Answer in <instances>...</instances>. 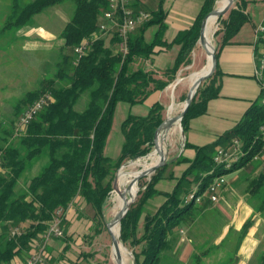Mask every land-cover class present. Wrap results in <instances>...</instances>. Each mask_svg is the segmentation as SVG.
<instances>
[{
  "label": "trees",
  "instance_id": "16d2710c",
  "mask_svg": "<svg viewBox=\"0 0 264 264\" xmlns=\"http://www.w3.org/2000/svg\"><path fill=\"white\" fill-rule=\"evenodd\" d=\"M71 1L75 8L60 35L63 44L57 71L16 102L13 118L0 124V264L26 262L44 242L60 209L64 235L58 239L67 247L72 238L67 233L69 209L75 211L76 218L91 222L90 233L83 240L90 238L92 242L108 231L105 208L114 190L117 172L127 161L145 157L154 150V136L166 118V106L159 99H152L175 82L183 67L192 64L201 23L216 7L217 0H204L193 25L179 31L171 41L164 38L168 26L163 1L150 11L144 8L142 0H133L131 8L135 12L144 10L149 18L130 34L126 54L119 48L121 38L117 31L101 30L110 0ZM64 2L67 0H11L3 30L20 29L37 14ZM247 3L236 0L230 11L219 19L218 60L221 50L233 43L242 27L251 21ZM152 26H157V31L147 40L146 32ZM93 36L98 38L93 40ZM87 39L90 45L80 57L75 49ZM255 44L259 60L264 52V38ZM176 45L179 51L171 65L154 66V56ZM222 75L218 64L214 75L199 87L182 121L185 134L191 120L206 114L210 101L220 96ZM260 83L263 87L264 79ZM46 93H51L52 100L29 125L21 127L20 116ZM263 96L262 88L238 123L215 141L195 145L186 140L179 156L157 170L150 181L140 180V191L122 220L120 231L121 241L133 251L135 264H163L169 251L179 245L177 233L182 228H178L189 227L203 210L200 203H186V198L191 193H204L216 177L249 167L255 161L254 157L264 147ZM83 98H86L85 105L79 108ZM147 101L150 102L147 114L130 113L122 122L124 140L118 157L106 155L118 104L125 102L133 106ZM235 140L240 142L246 155L225 171L215 163L214 156L218 148L230 147ZM181 165L185 167L176 176L174 167ZM161 179L175 180L173 189L159 190L157 184ZM246 189L252 195H261L259 208L263 211L264 171L249 179ZM157 195L164 197L163 202L153 212L146 211L150 200ZM251 225V219L243 224L239 231L240 243ZM14 228H19L16 235L12 234ZM48 244L44 264H81L98 252H83L79 263L68 259L64 253L67 247L55 256ZM207 252L205 249L195 254V264H202ZM101 254L106 256L101 264H106L109 254ZM259 264H264V254Z\"/></svg>",
  "mask_w": 264,
  "mask_h": 264
},
{
  "label": "rangeland",
  "instance_id": "374dc122",
  "mask_svg": "<svg viewBox=\"0 0 264 264\" xmlns=\"http://www.w3.org/2000/svg\"><path fill=\"white\" fill-rule=\"evenodd\" d=\"M26 2H30L32 0H24ZM248 7L247 10L251 14L250 22L245 24L246 30H251L253 28V24L257 22V25L262 21L261 17L264 14V0H247ZM11 0H0V124L10 120L14 116V108L16 102H18L28 91H31L39 86V83L42 79L47 77H52L57 71V63L60 61V46L63 44V40L61 39V32L64 30L67 22L71 19L75 5L71 0H67L62 4L56 5L54 7L48 8L45 11L37 14L32 21L17 30H3V26L7 19V16L10 13ZM261 20V21H260ZM260 25V24H259ZM219 29V22L217 27L215 28L212 36L213 45L217 47L219 36H216V33ZM199 45L195 49L196 55L195 58L199 67L203 65L204 57L200 58V49H203V53H206V50ZM193 52V54H194ZM207 56V53H206ZM196 65V69L189 65L183 67L178 73L177 79H184L185 81L178 84L176 88V101L179 104H185V100H183V96H187L188 89L190 85L188 84V77L191 73L198 70L199 67ZM198 68V69H197ZM179 77V78H178ZM175 83V82H174ZM172 83V84H174ZM165 91L164 103L166 106L165 117H167L168 107L172 103V93L170 86ZM86 98L81 100L79 104V108H82L85 105ZM145 108L144 105H130L125 102H120L117 106L114 122L112 126V130L110 136L107 141L105 153L106 155L116 158L120 154L124 136L122 133V122L128 116V114H142L141 111ZM147 108V107H146ZM182 109L179 111L178 115L181 113ZM181 131V130H180ZM1 135V131H0ZM183 151V139L181 136V132L177 134L175 138V143L173 147L168 148L167 153V161L168 163L179 155ZM143 159V158H142ZM130 161H127L128 163ZM125 163V164H126ZM124 164V165H125ZM250 176L249 171L246 169L241 170L240 173H236L232 176H224V180L226 182V191H229L228 185L231 178H236L234 185L232 186V194H231V204L234 205L238 203L240 200L244 199V196H247L246 188L248 185L247 178ZM151 177L141 179L142 182L150 181ZM174 185L169 179H161L157 188L161 187L162 189H170L169 187ZM140 191V181L138 187L134 188L131 186L129 188V197L133 196L134 193L138 195ZM115 191L113 190L111 196L107 202L105 208V218L106 221H111L114 216L112 214V197ZM135 195V196H136ZM236 195V198H235ZM252 199L254 201H249L253 206V214L247 217L244 223L251 219L252 225L250 227V231L252 232V236L258 235L260 240L258 241V247L254 251L252 261L258 264L260 262L261 255L264 254V210L262 211L260 206V198L261 195L256 196L252 195ZM163 196H154L147 207V210L150 212L155 209L163 202ZM221 208L219 204L215 205L214 208L211 209V214L208 213H200V227L199 231V239H203L205 241L201 248H198L197 244L190 241L192 232H189L188 226H180L179 229H183L177 233L180 242L179 245L170 250L165 258V262L163 264H195L194 255L197 253H201L204 249H207L209 255L203 257L202 264H223L230 260V257H234L232 254H237L240 250L241 245L244 243V238L240 243L239 239V231L235 226H231L228 234L224 237L221 245L224 244L225 248H229L232 251H227L225 256H221L219 252V256L214 257V252L212 251L214 248L215 240L220 235L217 232L216 228L221 226L223 222V217H226L225 214H214L219 213ZM262 212V215H257L258 212ZM208 215H212V217H208ZM225 220H228L225 218ZM243 223V224H244ZM203 225H210V229L205 230ZM243 226V225H242ZM242 229V227L240 228ZM121 231V229H120ZM208 231V232H207ZM248 234V233H247ZM53 239V238H52ZM51 239V240H52ZM54 239H58V237H54ZM50 240V241H51ZM90 241V238H88ZM87 240V241H88ZM208 240V242H206ZM49 241V242H50ZM94 246L91 248H95L96 250L101 251L102 253L107 252L108 262L106 264H117L112 258V240L108 231H104L95 237ZM202 241V242H203ZM240 243V244H239ZM238 246H240L238 248ZM223 248V246H221ZM212 248V249H211ZM128 249V248H127ZM131 253L130 264H135V257L133 251L128 249ZM106 256L101 254L102 262H105ZM227 260V261H226ZM225 261V262H224ZM251 263V262H250Z\"/></svg>",
  "mask_w": 264,
  "mask_h": 264
},
{
  "label": "crops",
  "instance_id": "0c3cea01",
  "mask_svg": "<svg viewBox=\"0 0 264 264\" xmlns=\"http://www.w3.org/2000/svg\"><path fill=\"white\" fill-rule=\"evenodd\" d=\"M162 1L164 10H166L167 13L165 21L168 26L165 31L164 38L168 41L173 40L179 31L187 29L193 25L204 3V0H142V3L145 9L152 11L157 9ZM261 20L259 24H264V14L261 17ZM258 25L257 22H255L252 25L253 28H251L250 31L246 30V32L244 31L246 27L244 25L240 32L234 37L233 43L226 45L221 50V54L218 60L219 67L223 72V75L221 77V94L218 98L210 101L208 112L206 114L191 120L190 128L186 133V140H188L190 143L195 145H205L215 141L221 134L232 129L238 123V121L242 118L252 102L256 100V98H258V96L260 95L262 87L255 76V71L257 68L255 43L256 28ZM157 28V26H152L147 30L145 35L147 40L153 38L154 34L157 31ZM199 47L201 48V46ZM178 51V45L171 47L169 50L162 51L160 54L154 56V66L158 68H164L168 65H171ZM203 52L204 51L201 48L199 53L200 58H205L201 67H203L207 62L206 53L204 54ZM193 55L195 56L196 53L194 52ZM194 59L195 58L193 57L191 66L195 68L196 65L198 66V64ZM166 89L154 96L152 101L159 99L162 103H164ZM138 105H144L145 108L141 111V113L143 115L147 114L150 102L147 101L145 104ZM184 167L185 165L174 167L176 176H179L181 174ZM243 169L249 171L250 176L247 178V182L249 184V179L264 171V162L255 160L250 164L249 167L247 166L245 168L235 169L226 173L225 175L232 176L236 173H240ZM171 181L174 182L175 185L176 181ZM236 181L239 180H236V178L230 179L228 185L229 191H226L227 186L225 182L224 188L220 195V199L217 203L210 202L208 199L207 202L200 203L202 206H204L202 207L203 210L201 214H206L208 212L209 214H211V209L214 208L215 205L219 204L221 211H219V213L212 212L213 215H219L222 213L226 216L223 217L221 226L216 228L217 232H219L220 235L215 240L214 248H211L212 251H217L214 252V257L219 256V252L221 256H225V253H227V251H232L229 248H225L224 244L221 245L224 237L228 234L229 229L232 225L240 230L247 217L252 215L254 212L253 206L249 202L254 201L252 199L253 196L247 191V189V196L245 195L244 199L240 200L234 205L231 204L232 200L230 199L232 194L231 191L233 189L232 186ZM173 187L171 185L169 187L170 189L168 190L162 189L161 187H158V189L163 191H171ZM199 214L197 218L191 223L189 232H192V235H190V241L193 242V244L196 243L198 248H201L204 246L202 244L205 241H203V239H199V231L200 227H202V225H199V221L201 218ZM257 215H262V212L259 211ZM67 217L69 220L67 233L70 236L72 235L71 240H69L70 246L67 247V244L63 241L53 238L48 245H50V248L53 250L54 255L58 256L61 250L67 247L64 253L68 257V259L80 263L82 261V258H80L79 256L83 252L98 251L95 257H92L87 261L83 260L81 264H101V262L103 261L101 259V251L99 252V250H96L95 248L91 250V248L94 246V241L90 242L88 239V241L83 240L84 236L90 233L91 222L87 219L76 218L75 211L73 209L68 210ZM208 217H212V215H208ZM225 218H227L228 220H225ZM209 226L210 225H203L204 229L206 228L205 230L210 229V231H212ZM250 230L248 231V234L244 239V243L241 245L238 253L235 255L232 251L231 255H233L234 257H230V260H232L231 264H256L252 261V259L254 251L258 247V241L260 240V237L258 235L252 236V232ZM180 231L183 232V229H181ZM262 236H264V234ZM206 242H208V240H206ZM221 246H223V248ZM262 249L264 252V247ZM207 255H209V253ZM236 256H238V260H236ZM16 261L18 264L19 260Z\"/></svg>",
  "mask_w": 264,
  "mask_h": 264
},
{
  "label": "built area",
  "instance_id": "2783aa9c",
  "mask_svg": "<svg viewBox=\"0 0 264 264\" xmlns=\"http://www.w3.org/2000/svg\"><path fill=\"white\" fill-rule=\"evenodd\" d=\"M133 0H110V8L104 13L103 22L101 23V30L106 33H111L117 31L121 41L119 43V48L121 52L126 54L128 52V40L130 34L143 22L147 21L149 14L144 10L135 12L131 8V3ZM98 37L93 36L92 39L95 40ZM264 38V24H260L256 28V41ZM90 45V40L84 41L78 47H76L75 52L81 57L86 53ZM255 76L258 81L262 82L264 79V52L257 59V68L255 71ZM261 84V83H260ZM264 89V85L262 87ZM52 100L51 93H46L36 100L19 118V124L21 127H26L30 122L37 116V114L42 110L44 105ZM263 100V98H262ZM264 133V125L261 127ZM246 153L241 148L240 142L235 140L233 145L230 147H220L216 151L214 156V161L217 165L230 162L234 157H243ZM254 160H260L264 162V147L260 154L254 157ZM1 163V159H0ZM225 180L224 176L221 178H216L212 185H210L209 190L204 194L203 198L198 201L202 203L205 199L210 202L217 203L220 199L221 192L224 188ZM62 209L58 210L56 217L51 224L48 232L45 234V240L40 245L39 249L33 253L26 262L21 264H44L46 261L45 250L48 242L54 237H62L64 235V230L62 227ZM19 233V228H14L12 234L16 235Z\"/></svg>",
  "mask_w": 264,
  "mask_h": 264
},
{
  "label": "bare ground",
  "instance_id": "6f19581e",
  "mask_svg": "<svg viewBox=\"0 0 264 264\" xmlns=\"http://www.w3.org/2000/svg\"><path fill=\"white\" fill-rule=\"evenodd\" d=\"M226 0H219L218 3L216 4V9L219 10L223 7L225 4ZM219 22V18L216 15H212L209 20L207 21L206 27H205V33L207 37L210 39V41L213 44L212 41V36L215 28L217 27V24ZM201 45V44H200ZM205 49V48H204ZM208 49L211 51V47L208 45ZM257 60V59H256ZM211 68V61L210 57L207 55V62L206 64L199 68L198 70L194 71L191 73L188 77V84L190 87L193 85L195 80L199 78L201 75L207 73ZM179 78V77H178ZM176 81V80H175ZM184 79H178L176 83L172 84L170 86L171 93H172V103L168 107V113L167 117L173 118L178 115L179 111L184 108V105L177 103L176 101V88L178 84L184 82ZM262 104H264V96L262 100ZM181 130V125L179 122H170L168 123L159 133L156 141L158 148H155L149 155L136 159L134 161H130L126 163L119 171L118 175V188L115 190V193L112 197V214L114 218L119 214V212L122 210L124 207L125 203V198L130 199L131 197H135L137 193H134L133 196L129 197V188L133 186L134 188L138 187L139 181L134 182L135 177L138 175V172L142 169H148L151 168L152 166L157 165L162 158V154H165L167 156L168 153V148L171 146H174L175 143V138L177 134ZM183 139V138H182ZM242 157H234V159H231L230 162L220 164L221 168L226 170L232 169L240 160ZM225 175H222L220 177L216 178H221ZM213 183V182H212ZM211 183V185H212ZM210 187V186H209ZM208 189L201 194L197 193H191L185 200V202H190V201H195V203H198L200 199L203 198L204 194L209 190ZM192 191V190H191ZM111 232L116 236L117 238L120 235V224L116 223L111 227ZM34 247V246H33ZM47 248V247H46ZM34 249V248H33ZM34 251V250H32ZM120 251L122 253L123 259H124V264H130L131 260V253L127 248H125L122 244L120 245ZM112 258L114 261L117 263V253L116 250L112 249Z\"/></svg>",
  "mask_w": 264,
  "mask_h": 264
},
{
  "label": "water",
  "instance_id": "95a60500",
  "mask_svg": "<svg viewBox=\"0 0 264 264\" xmlns=\"http://www.w3.org/2000/svg\"><path fill=\"white\" fill-rule=\"evenodd\" d=\"M218 1L219 0L216 1V4L218 3ZM235 2H236V0H226L225 4L223 5V7L221 9L217 10L216 8H214L210 13H208L204 17V19L201 23L200 39H199L198 43L201 44V46L203 48H205L207 55L210 57L211 68L207 73H205V74L201 75L199 78H197L195 80V82L193 83V85L188 89V93H187V96L185 99V105H184V108L181 111V113L179 115L173 117V118L166 117L165 120L162 122V124L158 127V129L156 130L155 136H154V142H155L154 149L158 148L156 139H157L159 133L161 132V130L170 122H179L181 125V136L183 138V150H184V146H185V142H186V134H185V131H184V128L182 125V121L184 119V116L186 115L190 105L192 104L199 87L214 75V73L217 69V66H218L216 47L212 44V42L210 41V39L207 37V35L205 33V27H206L207 21L209 20V18L212 15H216L219 19L221 17L225 16L230 11V9L234 6ZM208 45L212 48L211 51L208 49ZM177 80L178 79H176L175 83L177 82ZM131 161H134V160H131ZM167 163H168L167 156L165 154H162L161 161L157 165L152 166L151 168L140 170L138 172V175L135 177L134 182L140 181L143 178L152 177L157 172V170L164 167ZM123 166H124V164L122 165V167ZM120 169H119V171H120ZM119 171L117 172L116 178L114 180V191L117 190V188H118ZM136 198H137V195L135 197H131L130 199L125 198V203H124V207L122 208V210L119 212V214L115 218H113L111 221H109L107 223V229H108V232H109L111 240H112V249L116 250V253H117V264H124V259H123L122 253L120 251V245L122 244L125 248H127V247L121 241L120 235L118 238L116 236H114V234L111 232V227L114 224L119 223L120 229H121V222L124 219V217L127 215L128 211L130 209V206L132 205V203L135 202Z\"/></svg>",
  "mask_w": 264,
  "mask_h": 264
}]
</instances>
